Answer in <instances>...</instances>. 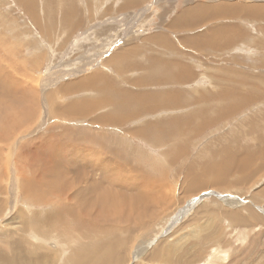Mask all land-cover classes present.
Masks as SVG:
<instances>
[{
    "label": "rangeland",
    "instance_id": "374dc122",
    "mask_svg": "<svg viewBox=\"0 0 264 264\" xmlns=\"http://www.w3.org/2000/svg\"><path fill=\"white\" fill-rule=\"evenodd\" d=\"M78 194L129 222L65 227ZM48 216L71 239L33 236ZM100 244L103 264H264V0H0V264Z\"/></svg>",
    "mask_w": 264,
    "mask_h": 264
},
{
    "label": "bare ground",
    "instance_id": "6f19581e",
    "mask_svg": "<svg viewBox=\"0 0 264 264\" xmlns=\"http://www.w3.org/2000/svg\"><path fill=\"white\" fill-rule=\"evenodd\" d=\"M56 3V2H55ZM83 3V2H82ZM238 3V2H237ZM75 6V5H74ZM66 9V8H65ZM241 12V11H240ZM72 13V11L70 10V13L69 14H71ZM66 15H67V11H66ZM153 71V70H152ZM226 97H225V99L226 98H228L227 96H228V94L227 95H225ZM173 97V96H172ZM187 98V97H186ZM191 98V97H190ZM169 100V99H168ZM176 99H174V98H171L170 99V103H168V104H174L176 101H175ZM145 102H146V100H144ZM188 101H189V99H188ZM225 101V100H224ZM142 102V101H141ZM145 102H144V104H145ZM169 102V101H168ZM185 102H186V100H185ZM190 103V102H189ZM81 104V103H80ZM183 104V103H182ZM84 105V104H83ZM185 105V104H184ZM186 105H188V102H187V104ZM195 104H193V106H194ZM79 106V105H78ZM138 106H140V107H137V112H139V111H145V110H151V109H153L154 108V106L153 105H147L146 104V106H144L142 103H140ZM190 106V105H189ZM224 106H226V105H224ZM81 107H83V106H79V108H81ZM228 107V106H227ZM232 107V106H231ZM142 108V109H141ZM196 108V107H195ZM195 108H189L188 109V111L190 112V109H195ZM229 109H231L230 107H229ZM232 109H233V107H232ZM241 109V108H240ZM69 110L70 111H72V113L74 112V110H73V106H72V108L70 107L69 108ZM79 110V109H78ZM196 110V109H195ZM69 111V112H70ZM198 111L199 110H196L194 113H192V114H190V115H187V116H183L181 119H180V121H183L182 123H184V125H187V124H189V123H192L193 122V119L197 116V114L199 115V113H198ZM71 113V114H72ZM143 113V112H142ZM176 121V120H175ZM175 121H173V123L172 122H170V124H169V121L164 125V127L163 126H161V128H162V130L164 131V133H165V138L166 139H163V140H161V139H159V141L161 142V143H163V142H165L167 139H173V140H177V141H180L181 139H179L177 136L178 135H176V133L174 132L178 127H177V123H175ZM177 122V121H176ZM2 123V122H1ZM178 123H179V120H178ZM181 123V124H182ZM3 124V123H2ZM194 124V123H193ZM183 125V126H184ZM178 126H180V125H178ZM11 127H14V126H11ZM157 127H160V126H157ZM165 129H168L169 131L167 132V130H165ZM195 129H198L197 127H195ZM161 130V129H160ZM186 130V129H185ZM156 131V130H155ZM158 131V130H157ZM180 131V130H179ZM177 132V131H176ZM191 132V131H190ZM254 133V132H253ZM139 134H145L144 132H139ZM159 135H161V133L159 134ZM143 136V135H142ZM163 136V135H162ZM256 136V135H255ZM145 137H146V135H145ZM173 137V138H172ZM259 139V138H258ZM156 141V140H155ZM154 141V142H155ZM259 141V140H258ZM42 147V146H41ZM62 147V146H61ZM34 148V147H33ZM36 149V148H35ZM65 151V150H64ZM228 151H230V150H228ZM35 152V151H34ZM50 153V152H49ZM227 153V150L225 151V153L223 154L224 156V158L223 159H225V162L226 163H223L224 165H229V164H232L231 163V161L229 160L230 158H228V156L227 155H225ZM25 154V153H24ZM57 154V153H56ZM229 154V153H228ZM63 155V154H62ZM230 155V154H229ZM235 156V155H234ZM230 157V156H229ZM244 157L245 158H247L246 159V161L249 159V161H250V158H251V156L250 155H248V154H246V155H244ZM232 159H234L233 157H231ZM231 159V160H232ZM252 159V158H251ZM233 162H234V160H232ZM242 161H245L244 160V158H243V160ZM236 162H238V161H236ZM248 162V161H247ZM246 164V163H245ZM224 167V166H223ZM226 167V166H225ZM228 167V166H227ZM241 167V166H240ZM239 168V167H238ZM249 168V167H248ZM237 168H233V169H229V170H226V172L224 173L223 171V174H217V173H215V178H218V176H219V178L220 177H223V176H225L226 174H229L230 172H232V170L234 171V170H236ZM244 169V168H243ZM210 170V169H209ZM208 170V171H209ZM214 170V169H213ZM225 170V169H224ZM243 171V170H242ZM206 172V171H205ZM213 173V172H212ZM242 173V172H241ZM90 177L91 176H87V178L88 179H90ZM119 177H121V176H118V179H120ZM92 178V177H91ZM97 178V177H96ZM123 178V177H122ZM199 178V177H198ZM218 178V179H219ZM76 179V178H75ZM77 179H79V181H80V178H78L77 177ZM76 179V180H77ZM117 179V178H116ZM199 179H201V181L203 182V183H205L206 182V184H207V179H205V176H202V177H200ZM75 180V181H76ZM83 180H84V178H83ZM220 180H222L221 178L218 180V181H220ZM57 181V180H56ZM55 181V182H56ZM67 181V180H66ZM217 181V182H218ZM118 182H120V181H118ZM59 183V182H58ZM96 183V182H95ZM63 184V183H62ZM65 184V183H64ZM76 184V183H75ZM89 184V183H88ZM92 184V183H91ZM89 185L87 188H84V189H81L80 191H82V193L83 192H85L86 191V195H88V191H91V193H89V194H92V192H95L96 191V189L97 188H94V185L92 186V185ZM61 185V184H60ZM67 185V184H66ZM71 185L73 186L74 185V183H71ZM119 185V184H118ZM120 185H122V184H120ZM49 186H51V185H49ZM77 186V185H76ZM63 187V186H62ZM65 187V186H64ZM67 187V186H66ZM116 187H117V184H116ZM122 187V186H121ZM123 187H127V186H124L123 185ZM68 188V187H67ZM69 189V188H68ZM125 188H123V190H124ZM128 189V188H127ZM126 189V190H127ZM56 190H58L57 188H52V195L54 196L55 195V191ZM61 190V189H60ZM101 190V189H100ZM115 190V189H114ZM125 190V191H126ZM59 191V190H58ZM109 191L110 192H108V191H104L106 194L107 193H112L113 191L112 190H110L109 189ZM122 190H120V192H121ZM66 192V191H65ZM118 192V195H121V193L119 194V191H117ZM79 193V192H78ZM81 193V192H80ZM122 193H124V191L122 192ZM76 194V193H75ZM74 194V195H75ZM97 194V193H96ZM98 195V194H97ZM114 195V194H113ZM112 195V196H113ZM118 195L116 194V196L114 197L115 199L116 198H118ZM122 196H124V195H122ZM61 197H62V195H61ZM64 197V196H63ZM73 197H76V196H73ZM86 197V196H85ZM97 197V196H96ZM99 197H100V195H99ZM109 198H110V196H108ZM120 197V196H119ZM82 198H84L83 197V195H82V197H80L79 196V194L77 195V197H76V202L75 203H77V204H75V205H72V206H69V205H67L66 207H64V205L63 206H61V204H60V202H58L57 203V205L55 206V210H54V212L56 213V218H58V219H62V220H64V221H61V220H59V222L61 223V224H63L65 227H70V225H71V223H70V225H69V223H68V220H69V218H71L72 220H74L75 222H77L78 223V227H79V229H80V226L82 225L84 228H81V230L80 231H84V230H87V227L89 226H91V227H94V228H91V229H94L95 230V232L97 231L98 233H101V235H102V233L103 232H105L106 231V226L104 225V224H106V222H108L110 219H112V220H114V222H120V221H122V223L123 224H127V222H129L126 218H124L123 220H120L119 218H121V217H119L118 219L117 218H115V217H117V216H111L112 218H110V217H108V216H110V213H111V215L112 214H114L115 213V211L116 210H118V212L117 213H119V212H121L122 210L120 209H118V204L117 203H115V201L114 202H112V201H110L109 200V203L110 202H112V204L111 205H106V206H108V208H107V210L106 211H104L103 212V210H102V212L103 213H101V217L100 218H95L94 216H92V213H94V212H88V213H86V211H88V210H91V209H93L94 210V208H93V206L91 207V208H89V205L91 204V205H93V204H95V201H90V204L87 206V210L86 209H84V208H86V206L85 207H81L80 206V204L82 203V200H84V199H82ZM98 198V197H97ZM104 198V197H103ZM123 198V197H122ZM106 199V198H105ZM124 199H126V198H124ZM146 199H148V198H146ZM52 200V199H51ZM98 200V199H97ZM99 200H101V199H99ZM120 200V199H119ZM71 201V200H70ZM103 201H104V199H103ZM117 201H118V199H117ZM124 201V200H123ZM156 201V200H155ZM88 202V201H87ZM105 202V201H104ZM103 202V203H104ZM97 203V202H96ZM108 203V202H107ZM133 203H134V201H133ZM60 204V205H59ZM64 204V203H63ZM69 204H71V203H69ZM66 205V204H65ZM121 205V204H120ZM133 205V204H132ZM105 205L103 204V206L102 207H104ZM121 208V207H120ZM135 208V207H134ZM86 210V211H85ZM98 211V210H97ZM132 211V210H131ZM99 212V211H98ZM114 212V213H113ZM86 213V214H85ZM80 214H85V218L84 217H81L80 216ZM109 214V215H108ZM40 215H42V214H40ZM91 215V216H90ZM118 215H120V213L118 214ZM121 215H123V214H121ZM126 215V214H125ZM125 215L123 216V217H125ZM52 216H54V215H52ZM96 216V215H95ZM103 216V217H102ZM40 218H41V216H39ZM66 217H68V220H66L67 218ZM40 218H38L37 217V220L36 221H34V224L35 225H32L33 226V228H34V230H35V232L33 231L32 233V235L33 236H38V238L39 239H42L43 241H46L49 237H50V235H52V233L54 232L55 234H53L54 236H57V238H60L61 239V241L62 242H65V241H67L69 238L68 237H66V235H65V228H63L58 222H56L57 220H55L54 219V217L53 218H51V216H48V218H46V221L44 222V223H40V222H43V220L41 221L40 220ZM109 218V219H108ZM48 219V220H47ZM70 219V220H71ZM132 219V218H131ZM85 221H87V223L85 222ZM56 222V223H55ZM74 222V223H75ZM136 222V221H135ZM55 223V224H54ZM73 223V224H74ZM86 223V224H85ZM138 223V222H137ZM136 224V223H135ZM137 225V224H136ZM141 225V224H140ZM127 226V225H126ZM129 227V226H128ZM74 228V227H73ZM58 230V231H57ZM78 230V229H77ZM112 230V229H111ZM88 231H89V229H88ZM92 231V230H91ZM56 232H59L58 233V235H57V233ZM90 232V231H89ZM88 232V233H89ZM38 233V234H37ZM131 233V232H130ZM90 234H92V233H90ZM89 234V235H90ZM108 234V233H107ZM25 235V234H24ZM29 235V234H28ZM68 235V234H67ZM78 235V234H77ZM98 235V234H97ZM96 235V236H97ZM106 235V234H105ZM14 236V235H13ZM27 236V235H26ZM31 236V235H30ZM91 236V235H90ZM93 236H95V235H92L91 236V238H93ZM25 237V236H24ZM29 237V236H28ZM53 237V236H52ZM98 237V236H97ZM103 237V236H102ZM110 237V236H109ZM14 238V237H13ZM30 238V237H29ZM87 238V237H86ZM106 238H108V237H106ZM60 239H59V241H60ZM71 239V238H70ZM25 240V239H24ZM39 241V240H38ZM61 241H60V243H61ZM70 241V240H69ZM104 241H106V240H104ZM66 243V242H65ZM65 243H64V245H65ZM71 243V242H70ZM106 243V242H105ZM62 244V243H61ZM74 244V243H73ZM77 244H79V243H77ZM76 245V244H75ZM90 245V244H89ZM87 246H88V244H87ZM91 246V245H90ZM99 246V245H98ZM97 246V247H98ZM100 246H101V244H100ZM99 246V247H100ZM10 247V246H9ZM12 247V246H11ZM14 247V246H13ZM68 247V246H67ZM89 247V246H88ZM93 247H95V246H93ZM97 247H96V249H97ZM98 247V250H96V251H91V248H90V250H89V248H88V252L86 253V257H84V251L82 252L81 250H71L70 252V258H71V261H73L74 262V264H103V260L101 259V258H103V253H105L104 251L106 250V247L104 246H101L100 248ZM63 251L62 252H64V253H66V255H68V253H67V251H68V249L67 248H65L64 246H63ZM85 249L83 246H79V248L78 249ZM102 248V249H101ZM168 248V247H167ZM87 249V248H86ZM120 249V248H119ZM22 248H21V250H19L18 249V247L17 248H13V251L14 252H11V254H13V257L12 258H6V261L7 260H9V264H14V261L16 260V256H18V255H21L20 253L22 252ZM74 251H75V254H74ZM113 251V250H112ZM118 251V250H117ZM166 251V254H165V256H167L168 258H170L169 256H172L173 255V253L171 252V254H170V250L168 249V250H165ZM113 252H115V251H113ZM110 253V252H109ZM119 253V252H118ZM117 253V254H118ZM120 253H122V252H120ZM119 253V254H120ZM160 253V252H159ZM33 254H38V250H35V251H33ZM111 254V253H110ZM217 254V253H216ZM27 256V255H26ZM163 258L164 256L163 255H160V254H156V255H154V257H153V260L154 261H157L158 259H160V258ZM214 258H215V256H213ZM217 257H218V255H217ZM36 258V257H35ZM38 258H40L39 256H38ZM41 258L43 259V257L41 256ZM87 258V259H86ZM28 259V258H27ZM114 259H116V260H118L119 258H114ZM216 259H218V258H216ZM116 260H114V261H112L111 262V264H113V263H115V261ZM26 261H28V260H26ZM30 261V260H29ZM212 261L214 262L215 261V259H213L212 258ZM221 262V261H220ZM40 263H41V259H40ZM60 263V262H59ZM68 263V262H67ZM41 264H43V263H41Z\"/></svg>",
    "mask_w": 264,
    "mask_h": 264
}]
</instances>
